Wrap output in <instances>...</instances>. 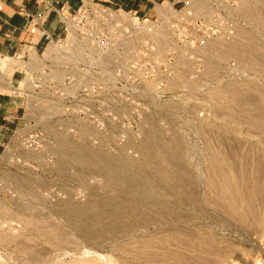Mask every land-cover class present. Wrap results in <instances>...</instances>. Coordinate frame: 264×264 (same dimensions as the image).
<instances>
[{
  "label": "rangeland",
  "instance_id": "rangeland-1",
  "mask_svg": "<svg viewBox=\"0 0 264 264\" xmlns=\"http://www.w3.org/2000/svg\"><path fill=\"white\" fill-rule=\"evenodd\" d=\"M159 6L84 5L41 49L0 264H264V0Z\"/></svg>",
  "mask_w": 264,
  "mask_h": 264
},
{
  "label": "crops",
  "instance_id": "crops-1",
  "mask_svg": "<svg viewBox=\"0 0 264 264\" xmlns=\"http://www.w3.org/2000/svg\"><path fill=\"white\" fill-rule=\"evenodd\" d=\"M160 2L162 0H0V156L22 125L20 115L24 112L26 84L33 74V66L40 65L41 49L73 33L70 17L84 5L91 4L120 7L139 17L156 12Z\"/></svg>",
  "mask_w": 264,
  "mask_h": 264
},
{
  "label": "built area",
  "instance_id": "built-area-1",
  "mask_svg": "<svg viewBox=\"0 0 264 264\" xmlns=\"http://www.w3.org/2000/svg\"><path fill=\"white\" fill-rule=\"evenodd\" d=\"M42 134L38 132L30 133L27 138H25L26 142H34L35 144H38V141L40 142L42 139Z\"/></svg>",
  "mask_w": 264,
  "mask_h": 264
}]
</instances>
